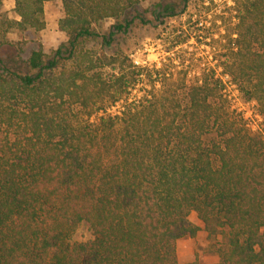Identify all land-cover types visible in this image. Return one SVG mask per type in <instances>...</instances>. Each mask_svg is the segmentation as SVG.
Segmentation results:
<instances>
[{"label":"trees","instance_id":"obj_1","mask_svg":"<svg viewBox=\"0 0 264 264\" xmlns=\"http://www.w3.org/2000/svg\"><path fill=\"white\" fill-rule=\"evenodd\" d=\"M48 1L67 53L33 48L22 72L9 34L43 30ZM145 1L14 0L17 18L0 12V264H180L178 241L202 230L214 264H264V0L218 16L204 35L218 51L210 68L80 46L106 21L110 39L128 33ZM227 83L255 104L257 129ZM83 222L92 238L72 240Z\"/></svg>","mask_w":264,"mask_h":264},{"label":"rangeland","instance_id":"obj_2","mask_svg":"<svg viewBox=\"0 0 264 264\" xmlns=\"http://www.w3.org/2000/svg\"><path fill=\"white\" fill-rule=\"evenodd\" d=\"M230 4L232 0H147L128 14V19L131 20L128 33H119L110 39L107 35L114 21H106L96 28L99 32L98 36L82 39L79 43L80 46L92 50L105 51L108 55L127 54L129 58L139 60L141 64L156 63L159 66L160 63L168 62L169 57L177 54L186 58V62L193 58L194 61L201 63L202 67L210 68L216 61L215 55L217 57L218 51L207 44L211 38H204V35L211 36L220 29L221 21L218 16L229 15ZM165 5L172 9L163 11ZM158 11L163 12L161 17L155 16ZM0 12L10 18H17L14 0H2ZM44 15L46 26L43 30L9 34L11 40L23 44V50L16 54L15 62H11L22 72L28 70L25 58L33 48L41 47L45 60L52 58L58 48H62L67 53L69 38L58 28V20L61 16L60 5L53 1L46 2ZM221 31L223 32L222 28ZM181 33L188 35L189 40L171 49L173 43L181 38ZM102 34L106 37H102ZM214 36L218 37V34ZM5 54L7 58L12 59L10 53ZM196 74V71H191L188 76ZM226 93L234 104L233 108L243 110L250 118L253 129H257L262 119L256 114L255 104L243 103L238 91L230 83L226 85ZM138 94H140L138 90L133 93V95ZM118 108L117 105L112 107V110ZM190 219L200 225L195 214H192ZM89 238H92V231L89 224L83 222L72 240L84 241ZM215 241L214 238H208L203 230L194 238L187 236L180 239L177 245L179 261L183 264L193 256L198 264L216 263L218 256L214 251Z\"/></svg>","mask_w":264,"mask_h":264},{"label":"built area","instance_id":"obj_3","mask_svg":"<svg viewBox=\"0 0 264 264\" xmlns=\"http://www.w3.org/2000/svg\"><path fill=\"white\" fill-rule=\"evenodd\" d=\"M133 62H134L136 65H142V64L140 63L139 60H136V59L134 60V59H133ZM256 114H257V113H256ZM245 116H246V115H245ZM257 116L259 117L260 115L257 114ZM246 117H247V116H246Z\"/></svg>","mask_w":264,"mask_h":264},{"label":"crops","instance_id":"obj_4","mask_svg":"<svg viewBox=\"0 0 264 264\" xmlns=\"http://www.w3.org/2000/svg\"><path fill=\"white\" fill-rule=\"evenodd\" d=\"M178 258H180L179 256H178ZM194 260V257L192 256L190 259H188L187 261H185L183 264H186V263H188V262H191V261H193ZM180 262V261H179ZM180 264H181V262H180Z\"/></svg>","mask_w":264,"mask_h":264}]
</instances>
